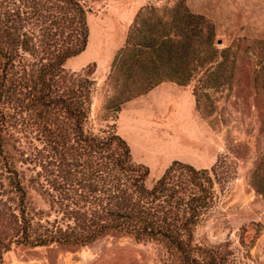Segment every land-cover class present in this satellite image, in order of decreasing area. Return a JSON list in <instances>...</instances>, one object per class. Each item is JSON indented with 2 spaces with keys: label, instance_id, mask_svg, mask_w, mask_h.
<instances>
[{
  "label": "trees",
  "instance_id": "1",
  "mask_svg": "<svg viewBox=\"0 0 264 264\" xmlns=\"http://www.w3.org/2000/svg\"><path fill=\"white\" fill-rule=\"evenodd\" d=\"M165 10L136 15L112 59L120 102L165 79L220 82L223 71L209 80L207 64L232 46L219 48L214 24L184 0ZM87 11L82 0H0V261L14 245H84L116 232L158 244L157 264H243L230 239L195 237L216 164L174 158L148 183L149 165L133 158L115 123L90 124L95 63L65 67L87 45ZM256 72L264 87V64ZM253 183L264 194V154ZM259 229L241 225L239 243L250 247Z\"/></svg>",
  "mask_w": 264,
  "mask_h": 264
},
{
  "label": "rangeland",
  "instance_id": "2",
  "mask_svg": "<svg viewBox=\"0 0 264 264\" xmlns=\"http://www.w3.org/2000/svg\"><path fill=\"white\" fill-rule=\"evenodd\" d=\"M82 1L88 7V42L65 67L78 71L95 63L92 127L114 122L128 139L133 158L149 165L148 183L174 158L197 167L216 164L214 195L198 220L195 237L230 239L243 264H264V194L253 183V171L264 154V87L260 79L254 80L258 64H264V0H184L190 11L214 24L219 48L232 46L227 59L207 64L212 71L203 73L211 80L222 70L220 82L206 85L197 76L186 84L165 79L122 102V77L110 73L115 53L136 15L165 14L177 0ZM230 71L233 75L226 78ZM195 84L196 97L191 93ZM251 222H259L260 229L245 248L239 243L240 227ZM159 256L160 247L153 241L109 232L84 245H14L0 264H157Z\"/></svg>",
  "mask_w": 264,
  "mask_h": 264
},
{
  "label": "crops",
  "instance_id": "3",
  "mask_svg": "<svg viewBox=\"0 0 264 264\" xmlns=\"http://www.w3.org/2000/svg\"><path fill=\"white\" fill-rule=\"evenodd\" d=\"M121 135H122L123 137H125V139H127L126 136H125L123 133H121ZM127 140H128V139H127ZM127 142H128V141H127Z\"/></svg>",
  "mask_w": 264,
  "mask_h": 264
}]
</instances>
